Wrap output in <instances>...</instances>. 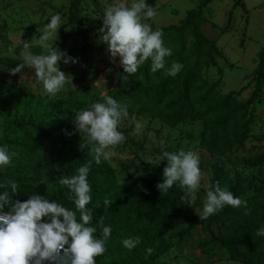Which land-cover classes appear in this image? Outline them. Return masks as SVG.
Segmentation results:
<instances>
[{"label": "trees", "instance_id": "obj_1", "mask_svg": "<svg viewBox=\"0 0 264 264\" xmlns=\"http://www.w3.org/2000/svg\"><path fill=\"white\" fill-rule=\"evenodd\" d=\"M213 0H199L188 9L177 23L161 26L164 46L171 56L165 58V69L172 62L183 65L175 76L165 75V70L150 71V61L141 65L135 74L123 72L119 64L110 96L129 105V113L138 117L159 119L169 127L187 120L200 122L202 130L198 148L213 156H225L241 147L248 133L253 105L259 100L264 86V46L257 54V64L246 87L253 83L249 97L240 99L237 92L221 93L217 83L202 76L203 68L215 67L219 76L218 56L226 60L216 41L207 37L202 26L206 22L204 10ZM156 9L157 0H146ZM81 0H72L68 7L67 22L60 27L62 48L70 33H84L85 18L80 15ZM235 7L246 11L243 0H235ZM232 11L228 12L226 30L231 25ZM152 24L151 20H146ZM213 27L216 25L212 24ZM69 27L70 33L65 30ZM156 29V30H157ZM34 54H41L33 49ZM19 60L1 59L0 64L15 67ZM244 88L240 89V92ZM13 108L16 110L11 114ZM24 114H21V113ZM26 110L17 98L0 102V146L16 155L9 166L0 169V181L15 180L18 193L12 200H26L32 194L63 205L75 211L74 197L66 187L59 185L62 176H72L76 169L93 159L92 145L81 137L71 117V109L63 101L52 100L41 107L38 103L27 117ZM126 144L137 152L161 155L158 149L145 148L140 142L126 138ZM163 160L145 170V177L130 179L119 184L108 161L91 164L88 182L91 187V226L100 237L104 226L111 227V235L103 255L95 257V264H155L170 244L162 236L164 225L181 217L193 226L203 225L209 233V242L219 244L228 258L239 264H264V236H257L258 228L264 227V151L245 160V164L257 167L256 178H236L231 186L232 194L246 201L245 206H225L205 220H199L196 203L189 199L179 184L167 192H160L157 184L162 181ZM211 186L225 176L224 168L215 162L211 165ZM109 200V204H105ZM4 211H8L6 207ZM77 219L79 213L77 212ZM216 229H212V227ZM138 237L140 243L129 251L123 247L125 238ZM151 255L146 256V249Z\"/></svg>", "mask_w": 264, "mask_h": 264}, {"label": "rangeland", "instance_id": "obj_2", "mask_svg": "<svg viewBox=\"0 0 264 264\" xmlns=\"http://www.w3.org/2000/svg\"><path fill=\"white\" fill-rule=\"evenodd\" d=\"M71 1L0 0V60L22 61L23 50L20 44L25 41L31 45V51L37 48L42 53L44 50L39 46V40L44 27L55 14L61 16L62 27L67 22ZM198 1L157 0V15L152 19L153 23L144 22L153 30L177 24L185 16L186 11L195 7ZM117 2L125 0H81L79 7L80 15L85 18L84 33L75 35L70 33L69 27H65L70 35L65 45L59 48L61 42L59 28L56 39L53 36L48 42L51 44L55 40L53 47L77 61L68 64L58 62L59 69L68 76L69 83H66L64 89L55 97L50 99L43 94L42 86H34L35 75L32 69L24 68L20 73L12 74L9 71L12 67L0 64V102L10 100L11 95L15 96L20 106L26 110L27 114L24 116L27 117L37 103L43 107L45 102L48 104L52 100L63 101L70 107L74 123L75 111L83 110L93 102H102L104 95L110 96L119 67V58L110 57L106 44L100 38L102 35L100 28L105 8ZM234 2L235 0H213L204 10L206 22L202 26V31L216 41L226 60L220 56L216 58L222 70L221 76L215 67H204L202 76L210 82H216L221 93L234 91L240 99L245 100L253 89V83H250L249 87H246V84L256 67L257 54L264 46V0H243L246 11L235 7ZM230 10L231 25L221 31V28L226 26ZM241 88L244 89L240 92ZM252 109L244 144L222 157L213 156L198 148L202 130L200 122L187 120L175 127H169L156 118L138 117L135 120L141 125L139 133L130 119L124 120L118 130L126 138L140 142L145 148L158 149L161 153L192 150L199 155L201 188L196 194L195 201V211L199 215L206 190L211 187L213 163L218 162L224 168L225 176L220 187L229 191L236 178L248 180L257 177L258 168L246 165L245 160L264 151V86L261 97ZM15 110L16 108H13L11 114ZM129 115L135 117L134 113ZM77 133L86 138L85 134L78 131ZM125 141L115 147L107 160L119 184L137 177H145V170L151 165H156L145 161L160 157L158 154L137 152ZM261 169L264 171V165ZM184 191L186 193V189ZM188 224L189 222L181 217L164 225L162 236L168 240L170 248L156 260L155 264H239L230 260L219 244L209 242V233L203 225L193 226L188 231ZM212 229L216 228L213 226Z\"/></svg>", "mask_w": 264, "mask_h": 264}, {"label": "clouds", "instance_id": "obj_3", "mask_svg": "<svg viewBox=\"0 0 264 264\" xmlns=\"http://www.w3.org/2000/svg\"><path fill=\"white\" fill-rule=\"evenodd\" d=\"M157 15L156 9L146 0H128L117 2L105 8L103 24L100 28L101 40L107 46L111 58H119L124 73L135 74L146 61H150V71L155 73L165 70V75L175 77L183 68L179 62H172L165 69V58L171 56L170 48L164 46L163 32L153 30L145 23ZM61 27V16L52 15L39 46L44 50L34 54L28 42L20 44L22 63L9 69L10 73H20L24 68L34 71V86H42L43 94L50 99L55 97L69 83L58 62L76 63V59L53 47V36ZM12 51V50H10ZM127 103L118 102L115 98L104 95L102 102H93L89 107L75 111V129L85 134L92 145L93 159L76 169L72 176H62L59 185L74 197L75 211L61 204L50 201L43 196L32 194L28 199L12 200L18 193L19 185L15 180L0 181V264H43L44 261L63 264L64 257H70V264H95V257L103 255L105 245L111 235V227L104 226L101 235L94 234L97 228L91 226V211L86 207L91 203V187L88 175L91 164L107 161L116 146L122 144L126 137L119 131L124 120H131L139 133L140 123L130 117ZM15 152L0 146V169L9 166ZM167 162L163 169L162 181L157 184L160 192H167L174 184L186 189L189 203L196 201V194L201 188L200 157L192 150L163 152L155 160L145 161L148 164ZM105 200V204H109ZM241 207L246 201L235 197L227 188H221L219 182L206 190L199 220H205L225 206ZM8 208L5 212L4 209ZM77 212L79 219H77ZM257 236H264V227L258 228ZM140 243L138 237L125 238L123 247L131 251ZM152 249H146V256Z\"/></svg>", "mask_w": 264, "mask_h": 264}, {"label": "water", "instance_id": "obj_4", "mask_svg": "<svg viewBox=\"0 0 264 264\" xmlns=\"http://www.w3.org/2000/svg\"><path fill=\"white\" fill-rule=\"evenodd\" d=\"M63 264H70V257H64L62 254ZM43 264H59V262L44 261Z\"/></svg>", "mask_w": 264, "mask_h": 264}]
</instances>
